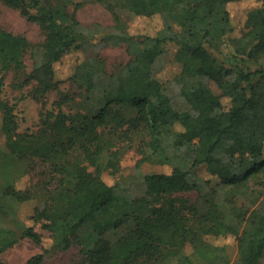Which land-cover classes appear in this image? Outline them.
<instances>
[{
  "label": "trees",
  "instance_id": "obj_1",
  "mask_svg": "<svg viewBox=\"0 0 264 264\" xmlns=\"http://www.w3.org/2000/svg\"><path fill=\"white\" fill-rule=\"evenodd\" d=\"M0 1L45 34L33 42L0 25V208L14 212L41 199L22 231L0 222V264L23 237L45 243L39 223L50 232L47 253L77 245L81 264H263L264 0L247 10L238 36L231 35L235 0H96L113 15L107 27L83 23L75 0ZM123 11L158 16L161 27L133 34ZM92 39L123 46L130 58L110 67L100 53L85 57L69 78L77 91H61L56 65ZM168 43L181 69L163 80L153 66ZM9 73L15 89L32 85L44 105L59 94L34 130H20L3 96ZM169 83L179 84L189 109L175 107ZM128 148L140 155L137 167H168L147 172L140 195L107 180ZM199 165L208 176H191Z\"/></svg>",
  "mask_w": 264,
  "mask_h": 264
},
{
  "label": "rangeland",
  "instance_id": "obj_2",
  "mask_svg": "<svg viewBox=\"0 0 264 264\" xmlns=\"http://www.w3.org/2000/svg\"><path fill=\"white\" fill-rule=\"evenodd\" d=\"M81 2L77 8L78 18L85 24L101 23L104 27L110 26L113 23L112 13L100 2L96 0H75ZM256 0H235L230 3V9L233 18L234 30L232 36L241 34L247 10L256 5ZM71 10H75V4L71 6ZM123 17L129 24L130 32L136 35H154L161 27V19L158 16H134L129 11L122 12ZM0 25L6 29L25 34L31 41L37 42L45 38V34L41 26L32 20H29L21 13L18 8H12L0 1ZM81 48L75 49L67 54L61 62L56 65L59 78L62 80L60 90L63 92L74 93L77 91L76 86L69 80L73 74L76 65L85 57H89L94 53H100L107 58L109 66L117 62L127 61L130 56L123 46H104L98 39L85 40L81 44ZM224 52H228V48L224 47ZM176 47L168 43L166 51L160 55L154 66V74H158L163 80H168L174 77L181 69L179 62L175 59ZM264 58V57H263ZM28 70L32 68L30 57L26 58ZM13 73H9L6 78V86L3 96L11 104L14 105L15 111L19 116L20 130H34L38 127L43 113L47 109L55 108V101L58 98V93L53 92L44 98L45 105L42 101L35 98L33 86H25L20 89H15L12 86ZM211 88L216 93H221V88L214 82H210ZM166 91L173 97L174 105L178 109H189L190 105L181 97L178 83H169L166 85ZM3 111L0 110V146L6 148V137L2 131ZM140 155L133 148H128L123 155L121 169L114 176H107L110 183L118 180L122 183L124 190L140 195L145 190L144 175L152 171H167L168 167L160 163L145 162L140 167H137V161ZM205 165H199L191 170V176H208ZM27 183V180L25 181ZM189 197L195 198L196 193L191 191L186 193ZM41 204L40 198H35L25 201L19 205L14 211L10 212L7 209L0 208V222L8 228L22 231V224L26 221L31 224L30 216L34 213L37 205ZM36 229L46 236L44 244H38L29 237H23L15 246L6 250L1 258L7 264H36L30 261L36 255L44 254L43 261L40 264H81L83 255L79 246L74 245L66 251H60L55 254L47 253L46 242L50 232L43 227L42 223L36 225ZM232 246V254H236V247L233 238L228 240ZM264 264V259H263Z\"/></svg>",
  "mask_w": 264,
  "mask_h": 264
}]
</instances>
